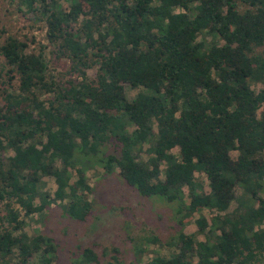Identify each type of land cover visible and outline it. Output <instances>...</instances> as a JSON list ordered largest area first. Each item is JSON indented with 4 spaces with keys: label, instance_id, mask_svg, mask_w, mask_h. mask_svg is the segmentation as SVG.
<instances>
[{
    "label": "trees",
    "instance_id": "trees-1",
    "mask_svg": "<svg viewBox=\"0 0 264 264\" xmlns=\"http://www.w3.org/2000/svg\"><path fill=\"white\" fill-rule=\"evenodd\" d=\"M64 1L19 0L45 24L40 52L34 39L0 44V264H55L54 240L29 236L28 220L57 205L84 223L95 165L177 205L174 251L147 264H264V0ZM46 48L67 80L47 79ZM202 210L199 241L182 229ZM99 262L91 248L77 259Z\"/></svg>",
    "mask_w": 264,
    "mask_h": 264
},
{
    "label": "rangeland",
    "instance_id": "rangeland-1",
    "mask_svg": "<svg viewBox=\"0 0 264 264\" xmlns=\"http://www.w3.org/2000/svg\"><path fill=\"white\" fill-rule=\"evenodd\" d=\"M56 1L67 8L64 0ZM45 29L44 23L37 22L32 15L24 13L19 7V0H0V44L9 36L34 39L28 53H38L40 46H47ZM203 36L207 41L211 40L208 35ZM201 39L202 37H199V40ZM44 54L48 65L47 79L67 80L68 63L57 60L51 48H46ZM0 63H4L1 56ZM87 74L93 79L96 68L89 70ZM251 88L257 92L262 86L253 84ZM124 92L128 100H132L137 94L136 90L127 85H124ZM259 113L264 114V107ZM177 152V149L173 150V154ZM143 154L142 157L146 158ZM9 155L11 153L7 154ZM231 157L235 159L236 153L232 152ZM72 174L75 180L74 172ZM196 176L203 182L208 193L209 187L205 177L198 174ZM85 177L93 189V194L89 196L92 206L84 223L68 219L59 206L51 205L40 217L35 215L28 220V226L25 228L29 236L38 230L54 240L57 247L55 264H78L77 259L84 248H91L98 256L100 264H108L113 248L119 250L118 256L124 264H147L155 254L167 257L174 251L173 244H169L181 228L175 203H167L160 197L140 196L124 183L118 169L112 174H107L100 165H95L87 168ZM43 181L46 183L45 190L52 193L55 190L53 178L45 177ZM184 194L185 202H188L186 190ZM234 207L235 204H232L229 211ZM199 215L209 221L213 213L202 210L195 214L193 219H188L182 230L185 234L203 241L204 236L197 233L194 223ZM146 239H150V242ZM138 244L142 245L145 252L136 258L133 251Z\"/></svg>",
    "mask_w": 264,
    "mask_h": 264
}]
</instances>
